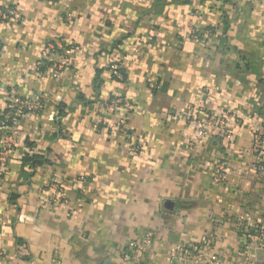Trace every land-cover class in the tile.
I'll list each match as a JSON object with an SVG mask.
<instances>
[{
  "label": "crops",
  "instance_id": "0c3cea01",
  "mask_svg": "<svg viewBox=\"0 0 264 264\" xmlns=\"http://www.w3.org/2000/svg\"><path fill=\"white\" fill-rule=\"evenodd\" d=\"M0 7L21 17L0 24V116L14 94L43 107L12 128L0 174V264H182L170 249L209 232V264H245L243 231L264 221V157L252 148L259 136L264 154V0ZM193 31L209 35L195 41ZM60 41L67 55L40 59ZM116 62L120 81L110 73ZM118 98L126 102L110 110ZM188 108L197 119L224 117L230 137L219 127L198 136ZM217 159L226 163L219 184ZM148 231L151 246L123 260ZM251 254L264 264V247Z\"/></svg>",
  "mask_w": 264,
  "mask_h": 264
},
{
  "label": "built area",
  "instance_id": "2783aa9c",
  "mask_svg": "<svg viewBox=\"0 0 264 264\" xmlns=\"http://www.w3.org/2000/svg\"><path fill=\"white\" fill-rule=\"evenodd\" d=\"M21 20L20 14L13 7H0V24L6 25L12 21ZM208 32L199 33L198 31H193L191 38L195 41L203 39L208 36ZM63 45V42L49 43L42 50L40 54V59L52 57L58 49L63 50V54L67 55L68 48ZM65 48V49H64ZM65 62L53 64V77H59ZM122 63L116 62L111 64L110 73L117 80H122ZM125 99H115L110 102L109 109L114 110L118 104ZM42 104L39 101H28L22 100L15 94L11 97L9 103L6 106V110L0 116V174L7 169V162L10 157L11 151L14 147V135L12 133V128L15 122L23 115L38 114L42 110ZM185 120L194 129L196 134L200 137L208 136L212 133L213 129L219 127L222 132V137L228 139L230 137V130L225 125V118L221 116L210 115L205 119H197L192 115L191 109H187L185 112ZM253 151L259 158H263V148L260 141V137L257 136L253 141ZM134 154L139 152L138 148L132 150ZM226 168V163L223 159H217L214 164L212 171L213 182L216 184L224 182V172ZM245 235V244L243 245V250L245 251V264H255L251 250L259 249L264 247V221L260 224L259 228H252L243 231ZM215 237L214 232H209L203 237L200 243L192 245L190 247H180L170 249L169 257L174 258L176 261L182 264H209L216 260V256L213 252V238ZM154 239V233L152 231L146 232L143 237L137 240H133L128 243L122 257L125 261H131L132 255L136 252H143L147 250Z\"/></svg>",
  "mask_w": 264,
  "mask_h": 264
},
{
  "label": "trees",
  "instance_id": "16d2710c",
  "mask_svg": "<svg viewBox=\"0 0 264 264\" xmlns=\"http://www.w3.org/2000/svg\"><path fill=\"white\" fill-rule=\"evenodd\" d=\"M260 227V224L255 226V228H259ZM244 239H245V235H243Z\"/></svg>",
  "mask_w": 264,
  "mask_h": 264
},
{
  "label": "water",
  "instance_id": "95a60500",
  "mask_svg": "<svg viewBox=\"0 0 264 264\" xmlns=\"http://www.w3.org/2000/svg\"><path fill=\"white\" fill-rule=\"evenodd\" d=\"M170 204V203H167V205ZM168 209H171L170 207Z\"/></svg>",
  "mask_w": 264,
  "mask_h": 264
}]
</instances>
